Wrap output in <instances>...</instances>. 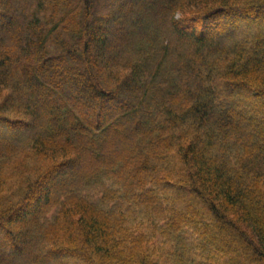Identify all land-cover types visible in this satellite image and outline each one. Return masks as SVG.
<instances>
[{
    "label": "trees",
    "instance_id": "1",
    "mask_svg": "<svg viewBox=\"0 0 264 264\" xmlns=\"http://www.w3.org/2000/svg\"><path fill=\"white\" fill-rule=\"evenodd\" d=\"M0 264H264V0H0Z\"/></svg>",
    "mask_w": 264,
    "mask_h": 264
},
{
    "label": "rangeland",
    "instance_id": "2",
    "mask_svg": "<svg viewBox=\"0 0 264 264\" xmlns=\"http://www.w3.org/2000/svg\"><path fill=\"white\" fill-rule=\"evenodd\" d=\"M6 137H7V133H5L4 135H2V138H6ZM73 169L75 170L76 168H73Z\"/></svg>",
    "mask_w": 264,
    "mask_h": 264
}]
</instances>
